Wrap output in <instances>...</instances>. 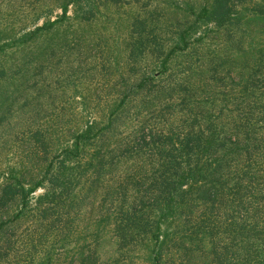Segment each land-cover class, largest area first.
<instances>
[{
  "label": "trees",
  "instance_id": "1",
  "mask_svg": "<svg viewBox=\"0 0 264 264\" xmlns=\"http://www.w3.org/2000/svg\"><path fill=\"white\" fill-rule=\"evenodd\" d=\"M125 1L60 0L55 20L21 35L0 29V54L18 56L9 81L0 63V82H6L1 128L41 101L52 107L57 92L71 85L78 90L76 79L94 70L107 71L102 84L111 88L75 91L73 119L77 104L83 112L93 102L99 108L76 126L65 129L61 110L38 126L33 113L26 121L31 127L21 147L28 160L0 169V259L16 251L12 238L25 228L27 264H52V254L37 259L32 252L46 247L57 227L70 233L81 211L101 196L110 204L88 228L96 226L98 237L112 231L121 247L136 242L147 263L264 264V0H203L185 10L174 3L171 27L154 17L157 8L150 21L137 13L131 24L140 29L137 46L126 47L130 57L144 60L133 64L134 78L107 51L108 64L82 62L97 47L87 42L85 28L97 25L101 8L118 11ZM208 38L221 50L210 52L209 45L194 60ZM123 127L131 133L119 140ZM41 188L45 193L33 202ZM100 246H87L78 263L107 264Z\"/></svg>",
  "mask_w": 264,
  "mask_h": 264
},
{
  "label": "rangeland",
  "instance_id": "2",
  "mask_svg": "<svg viewBox=\"0 0 264 264\" xmlns=\"http://www.w3.org/2000/svg\"><path fill=\"white\" fill-rule=\"evenodd\" d=\"M60 1V0H58ZM57 0H0V29L5 31H12L14 34L21 35L26 31L33 30L36 26L42 25L47 20H55L58 15L61 14V9L59 7V2ZM143 3V6L139 8V5H134L132 2L125 1L124 7H121V10L116 11L115 8L111 9H104L101 8L102 18L98 21L97 25H93L92 28L87 30L85 36H87V42L91 41V43L95 44L97 47L93 50L92 48V55L89 56V53L85 55V59L82 60L84 65L91 64L92 62H101L102 64H108V60H104L106 58V51L108 52L107 55L113 54L114 58H118L119 63L121 65L120 69L122 73L126 77L134 78L136 76L137 71L133 64L136 61H144V60H137L136 57H130L129 48H126L128 44H135L139 37L140 29L136 27H132V21L135 19V15L140 13L144 16L143 19L150 21L151 12L156 10L155 16L157 21L160 25H164V23L168 24L169 26L172 24L170 21V15L168 12V6L171 4H177V7H180L181 10H185L188 5L193 7H198L203 0H140ZM142 5V4H141ZM104 16V17H103ZM159 16V18L157 17ZM108 20V22L105 21ZM146 21V22H147ZM152 25H149L148 29H151ZM171 27V26H170ZM147 29V31H148ZM148 33V32H147ZM171 33V32H169ZM143 33V35H145ZM210 38L207 39V43L204 44L199 52V57H194V60H200L201 53L204 52L210 45V52L219 51L221 50V44L219 41L217 42H210ZM99 44V46H98ZM137 46V45H136ZM95 48V46H92ZM121 50V52H120ZM98 51H101V54H97ZM126 51V52H125ZM104 52V53H103ZM13 51H9V53H1L0 54V63L1 61L4 62L6 67V71L4 70V74L6 75L5 78L8 79L10 76L14 74L13 66L18 62V56L16 57L17 52L13 55ZM15 56L14 59H12ZM10 57V58H8ZM98 58L99 60H91ZM86 58L88 60H86ZM137 58V59H136ZM8 60L7 63L5 61ZM148 59L145 60V62ZM181 60V59H180ZM185 60V59H183ZM116 61V60H111ZM77 66V64H76ZM75 66V67H76ZM4 67V66H3ZM119 68V66L115 67ZM16 70V69H15ZM75 68H69V72L74 71ZM2 71V70H1ZM0 71V76L1 72ZM56 72L54 71L53 75L56 76ZM109 72H113L116 77H118V71L110 70ZM111 73V74H113ZM107 75V71L97 70L93 71L92 73H87L81 78L76 79V84L79 86L78 90L77 87H72V85L67 89H63L57 92L59 95L53 98V104L51 107V103L48 101H41L39 105L35 107H30V109H25L23 112L19 113V115L12 118L11 121L6 126L0 129V169L6 170V167L14 166V165H23L24 160H28V153L22 149L23 146L22 135L26 134L31 127L29 122H26L28 119L31 118L32 113L36 115L37 119L33 120L34 126H38L41 122H48L49 115L54 113L63 112L66 115L64 119L65 129H68L71 126H76L78 124L76 121H84V117L87 118L89 112L92 114L91 116L98 115V109L96 102L91 103L87 106L86 111L83 112L81 109V104H77V115L73 119L71 115L72 109L70 106H74L76 108V104L72 101V95L75 91H78L80 94H93L94 92L100 93H107L110 92L107 87L103 86V76ZM4 79V78H3ZM43 80L45 78H42ZM5 83L4 81L0 82L1 84ZM34 94H41L44 93L43 90L35 89L33 90ZM66 94V96H65ZM20 101L19 106L21 107L22 103L25 101L24 94H20ZM19 99V98H18ZM104 105L105 103L102 102ZM102 105V106H103ZM18 106V105H17ZM89 107V108H88ZM66 108V109H64ZM16 109V108H15ZM28 111V112H26ZM67 111V112H66ZM52 112V113H51ZM98 112V113H97ZM72 120L69 123L68 120ZM147 119V118H146ZM81 122V123H82ZM135 123L137 120H134ZM156 123L153 122V126ZM136 126H138L136 124ZM64 129V130H65ZM131 133V129L121 128L116 131V135L121 140L123 137H127ZM115 138V141L117 139ZM64 139V138H62ZM31 166L30 163L26 162L25 166ZM46 190L41 188L35 194H33L32 201L35 202L37 197L44 194ZM102 194V191H101ZM101 197V196H100ZM96 205L92 208V206H88L84 208L76 222V225L72 229L70 233L69 230L67 232L58 229V227L53 231L51 235L48 236L46 247L39 250V253L34 254V256L38 259L46 254H52L54 257V262L52 264H79L76 256L84 250L85 253L88 252L85 249L87 246H96L99 242L101 244L100 250V259L102 262H106L107 264H151L144 261V257H141L143 254L140 252L141 249L135 248L134 242L133 245L130 246H122V243L117 239L116 236H113L114 233L110 231L108 234H102L98 237L96 233L95 227L88 228V224L92 220H99L102 217L103 206L106 204H110L109 202L104 204V198L102 197L99 199ZM110 205L106 206L109 207ZM96 218V219H95ZM88 228V229H87ZM113 227L111 228V230ZM26 229L22 228L19 232L21 235L15 236L12 238V244L16 245L17 249L14 253H11L9 256L4 255L3 258L0 259V264H12L14 261L20 259L24 260L25 264L29 262L31 257L29 256L31 249V235L29 236L26 234ZM33 235V233H31ZM36 237V234L33 236ZM36 239V238H35ZM37 241V240H36ZM23 246H26L25 248ZM213 259L214 256H211ZM125 259V260H123ZM196 260H203L202 257H197Z\"/></svg>",
  "mask_w": 264,
  "mask_h": 264
}]
</instances>
